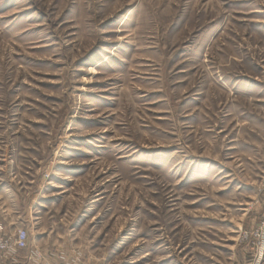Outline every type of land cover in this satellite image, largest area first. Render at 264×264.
I'll list each match as a JSON object with an SVG mask.
<instances>
[{
	"label": "rangeland",
	"instance_id": "obj_1",
	"mask_svg": "<svg viewBox=\"0 0 264 264\" xmlns=\"http://www.w3.org/2000/svg\"><path fill=\"white\" fill-rule=\"evenodd\" d=\"M34 218L58 264H264V0H0V230Z\"/></svg>",
	"mask_w": 264,
	"mask_h": 264
},
{
	"label": "crops",
	"instance_id": "obj_2",
	"mask_svg": "<svg viewBox=\"0 0 264 264\" xmlns=\"http://www.w3.org/2000/svg\"><path fill=\"white\" fill-rule=\"evenodd\" d=\"M39 219H35L31 221V223L29 222V219L25 221L24 219V223H30L33 227L34 226H37V227H34L37 231L36 232V238H39L35 241H31L30 244H29V240H28V252L26 251L25 252V256L20 259V264H58L56 262L57 259H60L61 256H59L60 254H58L59 252H61L62 250L60 248H57L56 249H52L54 250L53 252H48V250H46L43 246L44 245V242H43V238L41 239L38 234L39 233H42V232H38L39 228H40V222H38ZM22 224V223H21ZM29 238V237H28ZM18 256L16 257L15 261L14 262H10V261H5V262H2L0 261V264H17L18 263ZM69 258H70V253H69ZM40 259L42 260V262L40 261ZM45 259H49L50 263H46L44 260ZM56 260V261H55ZM68 261V258L66 257L65 259V263L63 264H86V262H83V263H78V260H77V256L74 255L73 257V260L70 258V261L71 262H66Z\"/></svg>",
	"mask_w": 264,
	"mask_h": 264
},
{
	"label": "built area",
	"instance_id": "obj_3",
	"mask_svg": "<svg viewBox=\"0 0 264 264\" xmlns=\"http://www.w3.org/2000/svg\"><path fill=\"white\" fill-rule=\"evenodd\" d=\"M28 247V231L18 229L13 235L3 234L0 230V261L14 262L17 251Z\"/></svg>",
	"mask_w": 264,
	"mask_h": 264
},
{
	"label": "bare ground",
	"instance_id": "obj_4",
	"mask_svg": "<svg viewBox=\"0 0 264 264\" xmlns=\"http://www.w3.org/2000/svg\"><path fill=\"white\" fill-rule=\"evenodd\" d=\"M91 69H92V68H91ZM91 73H93V71H92Z\"/></svg>",
	"mask_w": 264,
	"mask_h": 264
}]
</instances>
